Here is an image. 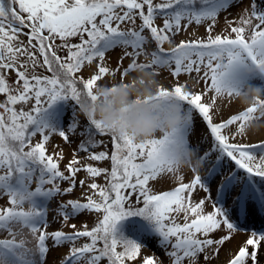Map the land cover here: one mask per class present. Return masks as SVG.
<instances>
[{
	"label": "snow or ice",
	"instance_id": "1",
	"mask_svg": "<svg viewBox=\"0 0 264 264\" xmlns=\"http://www.w3.org/2000/svg\"><path fill=\"white\" fill-rule=\"evenodd\" d=\"M240 2L0 0V200L7 197L6 205H0V233L8 237L0 239V264H47L48 253L61 247L68 251L58 264H128L138 258L141 264H165L166 260L168 264H218L221 250L237 235L246 239L235 251L227 249L226 264H264V141L239 140L247 122L255 118L256 108L214 122L217 97L231 99L248 86L264 87V7L252 0L227 35H212L219 15ZM157 19H162V25L156 24ZM205 22L206 38L164 47L191 25ZM72 38L79 42L72 43ZM151 43L156 48L149 52ZM116 47L125 49L118 66L132 58L122 78L130 74L129 69L167 67L176 78L195 73L194 83L203 81L204 87L196 92L187 83L177 82L171 90L161 86L157 99L175 97L186 121L173 132L142 143L88 118L80 133L86 139L74 152H85L93 161L110 158V172L80 165L78 155L61 171L63 153L54 154V159L45 144L52 134L73 142L69 133L75 135L80 127L78 114L73 107L66 117L65 107L71 101L83 111L97 99L98 82L115 74L104 62L106 53ZM129 47L132 53L126 51ZM141 56L143 63L138 62ZM93 63L97 71L90 78L78 76ZM38 69L49 75L39 74ZM33 100L34 106L24 110ZM61 103L65 107H58ZM194 111L213 138L202 153L187 139ZM38 134L42 141L33 144ZM95 135H110V156L107 150L93 151L103 145L94 140ZM190 149L195 153L194 162L189 159L193 178L184 182L177 175L181 167L176 158H187ZM82 170L93 178L105 174L106 186L92 182L87 187L94 192L84 198L86 202H61L53 220L61 227L49 232L48 202L71 194ZM161 179L178 180L179 186L156 194L150 181ZM60 182H68L69 187L61 189ZM79 184L83 187L85 181ZM133 195L142 207L132 203ZM93 212L102 213V218L91 228L86 222L80 229L68 223ZM132 216L148 221L147 237L156 240L163 255L141 256L145 244L119 230L120 222ZM68 226L71 232L63 230Z\"/></svg>",
	"mask_w": 264,
	"mask_h": 264
},
{
	"label": "rangeland",
	"instance_id": "2",
	"mask_svg": "<svg viewBox=\"0 0 264 264\" xmlns=\"http://www.w3.org/2000/svg\"><path fill=\"white\" fill-rule=\"evenodd\" d=\"M258 3H260L261 7H264V2H261V0H257ZM252 4V0H242V2L238 4H234L231 8H229L227 11L222 12L217 21H216V28L212 32V35L215 36L217 34H223L227 35L228 32L230 31L231 26H237L236 21L239 20V14L243 12L246 9L250 8V5ZM227 21H232L233 23L229 25ZM136 25L138 26L141 21L140 19H137L135 21ZM163 21L162 19H157L156 24L157 25H162ZM206 23L201 26H197L195 24L191 25L188 27L187 31L181 32L180 34L176 35L175 38L172 40L171 44L165 43L164 46L167 47H174L176 44H178L182 40H197L201 38H206L207 33L205 31ZM130 27V25H122V27ZM72 43H78L79 39L78 38H72L71 39ZM56 43H60L59 40L56 41ZM156 47L155 43H151L148 46V51L154 50ZM127 52L132 53L133 49L131 47L126 49ZM63 52V51H61ZM125 52V49L121 47H116L115 49L110 50L108 53H106V58H105V66L109 67L114 71V75L109 74L107 77L102 78L101 81L98 82V84H107L111 85L113 82H119L120 80H127L131 78L132 76H135L138 72V69H129L130 74L127 76H124L122 78V73L123 70L126 68H129V65L132 64V58L128 57L123 59L122 64L118 66V60L123 56ZM138 62L143 63L144 57L141 56L138 60ZM96 63H99L97 61ZM96 63H93L90 66H86L81 73L78 74V76H82L84 78H90L92 74H94L97 71L96 68ZM154 71L157 75V79L160 81L161 86L172 89L177 82L180 84H185L187 83L189 90H194L196 92L201 91L204 87V82L200 81V83L197 85L194 83V77H196L195 73L192 74H184L182 73L178 78L173 77L172 73V68H155V69H150ZM39 74H46L45 69H38L37 70ZM202 75V73H201ZM209 96L215 95L214 93H208ZM2 98V96H0ZM35 101L33 100L30 104L24 106V110L30 109L32 106H34ZM71 104L68 103L67 106L63 103H61L58 107H65V116L70 117L72 109H71ZM20 105H17V108H19ZM245 107L240 105L236 97H233L231 99L227 98L226 96H220L217 97V109L215 110L214 113V119L218 121H222L226 117L230 116L233 113H239V111L244 110ZM78 114V120L80 127L77 129V133L75 135L69 133L71 136V139L73 142L68 143L65 142L58 134H52L50 135V140L48 143L45 144L47 154H56V153H63V159L59 162V167L61 171H64L66 166L69 164L70 160L73 158L74 155H78V158L80 159V165L86 166V165H91L94 167H100V168H106L111 170V161L110 158L105 161H93L91 159L86 158L88 154L85 152H79L78 154L74 152V150L77 148V145L79 142L84 139V135H81L80 133L83 132L84 129V123H85V117L79 112ZM67 125V121H66ZM237 130V126H233V131ZM67 131V127H66ZM100 141L103 142L102 146L96 147L93 151L95 152H100L107 150L109 152V156L113 150V145L111 143V137L110 135H101V138H99ZM187 139L189 141V144L193 147H199L201 153L209 148V145L212 142V137L202 119L201 116L199 115H193V124H192V129L187 135ZM264 139V128H261L259 131H254L246 127V132L243 137H240L239 140L241 142L245 143H254L256 141H260ZM33 142H41L42 141V136L37 135L36 137L32 138ZM207 141V142H205ZM56 156L54 155V159ZM137 162H140L138 160ZM203 174V171L201 172ZM67 175V173H66ZM177 175H182L184 177V182H189L193 178V173L189 167H181ZM75 180L77 181V185L74 188L73 192L69 195H57L54 199L50 200L48 202V221L51 224V227H49L47 230L53 231L57 228H60L61 225L60 223H53L54 218H56V210L58 209V205L61 202H66L67 200L70 199H81V202H86L84 199L87 195H93L94 190L90 189L87 187L88 184H91L92 182H95L101 186H106L107 184V179L105 174H102L100 177L93 178L91 177L86 171H80L77 173ZM84 180L85 181V186H80L79 181ZM35 186V185H34ZM61 189H65L69 187L68 182H60ZM150 186L153 188V192L156 194L162 193L164 191H169L173 190L175 187L179 186V181L174 180V179H161L158 180L157 182L153 183L150 181ZM202 195V193H201ZM94 199L99 200L98 195L93 196ZM7 203V197H4L3 200H0V205H6ZM132 203L134 205L136 204V196H132ZM139 205V204H138ZM142 205V203H141ZM210 210V209H209ZM102 218V213L97 214L95 212L88 214L84 213L76 219L70 220L68 223L69 225L72 223H75L77 225V228L80 229L82 227V223L86 222L88 227L91 228L93 227L99 219ZM182 217H180V221L182 222ZM147 228V227H146ZM143 229V238L140 242H143L145 246L142 248L141 251V256H161L163 253L161 252V249L157 246V242L153 238L147 237L148 232ZM66 232H71L72 229L70 226L65 227L63 229ZM0 237H7L6 233H0ZM246 239L244 235H237L230 243H227L224 248L221 250L220 253V261L218 264H226V261L228 260L227 256V249L231 248L233 251L238 249L240 243ZM83 242V241H81ZM119 250V249H118ZM68 251L67 247H61L58 249H53L48 253L47 256V264H58V261L61 256H63L64 253ZM128 264H141L140 258L137 259L136 262H128ZM165 264H168L167 260L165 261Z\"/></svg>",
	"mask_w": 264,
	"mask_h": 264
},
{
	"label": "clouds",
	"instance_id": "3",
	"mask_svg": "<svg viewBox=\"0 0 264 264\" xmlns=\"http://www.w3.org/2000/svg\"><path fill=\"white\" fill-rule=\"evenodd\" d=\"M160 87L154 71L138 70L135 76L127 80L111 85L98 84L94 93L97 99L86 104L83 112L105 129L119 136L130 137L134 142L163 137L165 133L183 126L186 116L183 108L176 106L175 97L157 99ZM236 100L245 108H256L255 118L247 122V127L254 131L264 128V87L248 86ZM166 104L173 106L165 108ZM189 159L195 160V153L191 149L187 158L178 155L176 162L180 167L190 168Z\"/></svg>",
	"mask_w": 264,
	"mask_h": 264
},
{
	"label": "trees",
	"instance_id": "4",
	"mask_svg": "<svg viewBox=\"0 0 264 264\" xmlns=\"http://www.w3.org/2000/svg\"><path fill=\"white\" fill-rule=\"evenodd\" d=\"M86 38V37H85ZM156 45V44H155ZM166 49L167 48H170V47H167V46H164ZM156 48V47H155ZM154 48V49H155ZM60 55H64L65 53L64 52H60L59 53ZM43 75H49V73H46V74H43ZM168 89V88H167ZM169 90H171V89H169ZM203 102V101H202ZM68 103H70L71 105V109H73V107H76V110H77V112H79V113H81L82 115H83V117H85V123H84V126L85 125H87L88 123H89V121H88V118H87V116L84 114V112L82 111V110H80L75 104H74V102H68ZM199 115V113L198 112H193V115ZM233 114H238V113H233ZM233 114H231V115H233ZM230 115V116H231ZM200 116V115H199ZM230 116H228V117H226L225 119H223V120H226V119H228V118H230ZM222 120V121H223ZM222 121H218V120H215L214 119V122H222ZM68 122V121H67ZM204 123H205V125H206V122L204 121ZM209 131V133H210V130H208ZM99 138H101V135H95L94 136V140L95 141H100V139ZM157 138H160L159 136L157 137ZM84 139H86V136L84 137ZM262 140H264V139H262ZM262 140H260V141H262ZM256 142H259V141H256ZM32 143L33 144H35V142H33L32 141ZM255 143V142H254ZM135 206H137V207H142L143 205H141V204H139V205H135ZM143 224H145V225H147L148 226V221H146L144 218H142V217H140V216H132V217H127V218H125L123 221H121L120 222V224L118 225V228H119V230L121 231V232H123L126 236H128L129 238H131V239H135V240H138V241H141L142 240V238H143V234H142V232H143V229H144V227H145V225H143ZM144 226V227H143ZM0 239H7V238H5V237H0Z\"/></svg>",
	"mask_w": 264,
	"mask_h": 264
}]
</instances>
